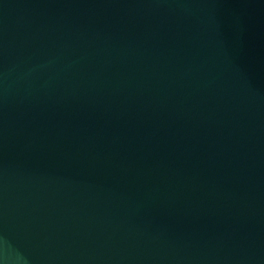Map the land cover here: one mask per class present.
<instances>
[{"label":"water","instance_id":"1","mask_svg":"<svg viewBox=\"0 0 264 264\" xmlns=\"http://www.w3.org/2000/svg\"><path fill=\"white\" fill-rule=\"evenodd\" d=\"M0 264H264V0H0Z\"/></svg>","mask_w":264,"mask_h":264}]
</instances>
